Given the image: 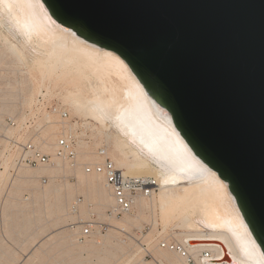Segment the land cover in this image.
Here are the masks:
<instances>
[{"label":"water","instance_id":"1","mask_svg":"<svg viewBox=\"0 0 264 264\" xmlns=\"http://www.w3.org/2000/svg\"><path fill=\"white\" fill-rule=\"evenodd\" d=\"M118 53L229 184L264 252V0H43Z\"/></svg>","mask_w":264,"mask_h":264},{"label":"bare ground","instance_id":"2","mask_svg":"<svg viewBox=\"0 0 264 264\" xmlns=\"http://www.w3.org/2000/svg\"><path fill=\"white\" fill-rule=\"evenodd\" d=\"M0 26L6 31L9 51L24 65L31 57L33 69L38 68L44 78L58 75L72 79L74 85L67 89L66 99L77 112L100 125L97 131L112 143L117 166L130 177L156 179L159 193L140 198L138 205L149 203L158 208L165 226L173 222L174 228L181 229L178 243L186 245L200 264H206L199 259L203 250L214 252L215 264H264V252L228 182L196 157L169 112L118 53L61 25L43 0H0ZM53 135L45 132L48 146ZM4 153L0 177L11 175L14 168L13 153L11 159ZM17 168L14 176L21 169ZM85 174L88 178L81 185L102 199L108 191L102 175ZM18 177L29 178L21 171ZM109 203H114L111 195ZM160 254L162 263L186 264L177 253L160 249Z\"/></svg>","mask_w":264,"mask_h":264},{"label":"rangeland","instance_id":"3","mask_svg":"<svg viewBox=\"0 0 264 264\" xmlns=\"http://www.w3.org/2000/svg\"><path fill=\"white\" fill-rule=\"evenodd\" d=\"M2 28L0 26V131L5 133L7 120L14 119L19 127L10 130L12 134L16 138H32L53 160L58 137L72 131L80 144L82 162L99 160L96 151L101 145L109 146L112 157L113 145L98 133L100 125L77 112L66 99L67 89L74 85L72 79L58 75L44 78L38 68L33 69L31 57L24 65L9 51L4 41L6 31ZM51 105L65 109L69 120L63 122L58 115H51L48 112ZM36 126H41L42 131ZM45 132L54 133L49 146L44 141ZM5 139L0 137V156L5 152L11 159L13 154L11 157L10 153L14 150L5 145ZM58 161L49 167H21L19 171L29 178H19V171L14 176L19 168L12 159L11 175L0 177V264H155L145 258L143 244L159 260L160 240L179 242L182 230L174 228L173 222L165 226L159 220L158 208L149 203L143 206L137 203L132 213L117 216L113 213L115 203H109V191L101 196L105 199L101 203L96 192L81 185L84 178H88L82 167L73 169ZM1 171H4L2 166ZM41 178H46L47 182L42 183ZM78 198L83 202L74 214L72 206ZM90 219L105 224L108 229L80 244L69 225ZM138 252V256L129 261L130 256Z\"/></svg>","mask_w":264,"mask_h":264},{"label":"built area","instance_id":"4","mask_svg":"<svg viewBox=\"0 0 264 264\" xmlns=\"http://www.w3.org/2000/svg\"><path fill=\"white\" fill-rule=\"evenodd\" d=\"M48 112L51 115H58L63 122L69 120V113L57 105H51ZM5 127L7 131L5 133L0 131V137L6 138L3 140L5 145L14 150L12 151L13 162L16 168L52 166L57 164L58 159L62 163H67L73 169L82 167L87 174L102 175L104 184L114 199L115 206L113 213L117 216L132 213L140 198L152 197L159 191L158 183L153 177H130L126 175L125 171L119 168L112 159L108 145H101L97 149L96 154L99 160L82 162L80 159L79 141L72 131H70V133L61 134L58 137L53 155L55 160H53L52 155L46 153L42 145L36 143L32 138L21 139L20 136L16 138L15 134H12L10 130L19 127L14 119H8ZM37 127H39L38 131L41 132L42 127L36 126L35 128ZM40 180L42 183L47 182L46 178H41ZM76 200L72 206L74 214L78 213L80 204L83 202V199L80 198ZM79 222L71 223L69 227L74 233L76 241L80 244L85 243L96 234H102L108 229L105 224L99 223L94 219ZM158 248L177 253L186 264H200L184 244L160 240ZM142 250L145 252V258L152 259L155 264H165L155 259L145 244H143ZM213 258V251L203 250L199 253L200 261L206 264H215Z\"/></svg>","mask_w":264,"mask_h":264}]
</instances>
